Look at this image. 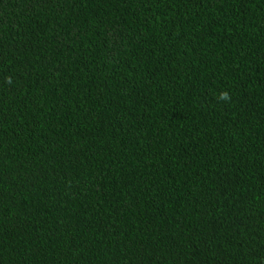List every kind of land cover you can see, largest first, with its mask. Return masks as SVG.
<instances>
[{"label":"trees","instance_id":"16d2710c","mask_svg":"<svg viewBox=\"0 0 264 264\" xmlns=\"http://www.w3.org/2000/svg\"><path fill=\"white\" fill-rule=\"evenodd\" d=\"M0 264H264V0H0Z\"/></svg>","mask_w":264,"mask_h":264}]
</instances>
